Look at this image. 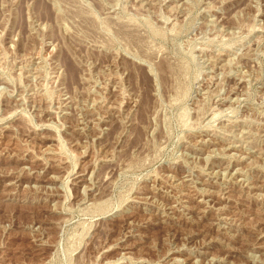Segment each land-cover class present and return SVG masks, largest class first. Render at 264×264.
Returning <instances> with one entry per match:
<instances>
[{"label": "rangeland", "instance_id": "obj_1", "mask_svg": "<svg viewBox=\"0 0 264 264\" xmlns=\"http://www.w3.org/2000/svg\"><path fill=\"white\" fill-rule=\"evenodd\" d=\"M0 264H264V0H0Z\"/></svg>", "mask_w": 264, "mask_h": 264}, {"label": "bare ground", "instance_id": "obj_2", "mask_svg": "<svg viewBox=\"0 0 264 264\" xmlns=\"http://www.w3.org/2000/svg\"><path fill=\"white\" fill-rule=\"evenodd\" d=\"M73 71V70H72ZM74 74V73H73Z\"/></svg>", "mask_w": 264, "mask_h": 264}]
</instances>
